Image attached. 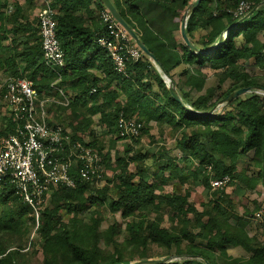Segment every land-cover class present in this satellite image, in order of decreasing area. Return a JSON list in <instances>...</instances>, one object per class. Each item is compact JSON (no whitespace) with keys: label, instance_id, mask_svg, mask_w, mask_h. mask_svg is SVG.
<instances>
[{"label":"trees","instance_id":"trees-1","mask_svg":"<svg viewBox=\"0 0 264 264\" xmlns=\"http://www.w3.org/2000/svg\"><path fill=\"white\" fill-rule=\"evenodd\" d=\"M119 1L120 9L112 3L157 64L145 55L129 61L126 74L117 72L108 52L96 42L105 28L101 0H51L65 54L61 85L70 105L51 109L50 119L100 152L106 174L98 187L72 170L76 186L52 191L38 222L11 185L0 186V264H132L164 259L161 264H264V240L250 233L252 217L261 210L264 216V205L253 201L254 208L244 207L239 214L225 192L237 184L247 193L264 186V101L252 94L220 104L241 88L255 86L252 91L264 92V74L252 75L245 69L253 61L264 71V0H201L189 10L196 0ZM241 1L249 2L250 9L238 15ZM38 7L39 0H0V73L30 80L41 98L53 94L56 76L43 61L38 18L29 16ZM186 12L185 32L198 52L181 33ZM222 34V43L214 49ZM181 66L179 82L184 79L189 88L182 92L173 73ZM206 66L221 71L219 86L205 89ZM227 80L230 86L223 90ZM172 85L180 101L171 93ZM217 90L223 92L218 95ZM193 92L198 94L194 99ZM121 116L141 124L138 136H119ZM152 121L179 134L175 148L181 156H169L164 144L158 155L136 148L143 136L150 135ZM97 124L110 136L107 143L97 139ZM12 131L7 118L0 141ZM119 141H127L122 153ZM244 155L252 156L255 170L250 176L239 165ZM224 176L231 179L228 186L212 190L210 180ZM190 179L204 187L207 202L191 201ZM175 181L182 191L165 192L164 187ZM106 204L125 220V236L118 223L102 228L101 207ZM237 247L246 255L230 254ZM173 249L182 262L169 257Z\"/></svg>","mask_w":264,"mask_h":264},{"label":"built area","instance_id":"built-area-1","mask_svg":"<svg viewBox=\"0 0 264 264\" xmlns=\"http://www.w3.org/2000/svg\"><path fill=\"white\" fill-rule=\"evenodd\" d=\"M39 1L42 57L56 76L51 83L53 94L40 98L33 83L25 78L5 76L0 81V102L13 125V131L0 141V186L11 185L18 200L32 209L37 222L52 191L76 186L72 170L81 180L96 185L103 183L106 174L100 152L74 139L64 124L50 119L51 109L68 107L70 99L61 85L65 54L56 33V11L51 0ZM249 9L250 3L241 1L235 13L242 15ZM100 19L105 28L96 35V42L108 52L116 71L126 74L127 63L143 59L145 54L108 9L100 12ZM95 91L93 88L92 93ZM140 128L135 119L119 118L121 137H136ZM230 181L229 176L212 178L210 186L220 190Z\"/></svg>","mask_w":264,"mask_h":264},{"label":"rangeland","instance_id":"rangeland-1","mask_svg":"<svg viewBox=\"0 0 264 264\" xmlns=\"http://www.w3.org/2000/svg\"><path fill=\"white\" fill-rule=\"evenodd\" d=\"M20 1L23 2V0H20ZM112 1L120 9V1L119 0H112ZM38 9H39V7L34 11H31V12L29 11L30 18L37 17ZM130 20H131V24L133 25L134 24L133 20L132 19H130ZM136 21L137 20H135V22ZM262 38L264 39V35H262ZM183 68L184 67L181 66V67H179L173 71L175 81L179 82V75H181ZM155 69L160 74L159 67L155 66ZM245 69L247 70V72H249L252 75L264 74V71L257 68L254 65L253 61H251L245 67ZM202 70H203V75L207 78L205 89L208 87L219 86V79H220L219 74L221 71H214V70L210 69L208 66L203 67ZM4 79H5V75L0 73V81L3 82ZM183 81H184V79H182L181 83L179 82V87H180L181 92H182V90H188L189 89L188 87L184 86ZM165 82L168 83L169 81L167 79H165ZM229 86H230L229 80L225 81L222 84L223 90H226ZM155 91H157V86H155ZM222 92H223L222 90H217L218 95H220ZM252 94L260 96L262 98V100L264 101V92H262V91L249 90L240 96H249ZM197 95L198 94L196 92H193L191 97L194 99ZM6 116H8L7 112H6ZM96 121H97V118H96ZM0 122H1V116H0ZM150 126H151L150 135L143 136L140 143L138 145H136V148H142L143 151L151 150L150 155H152V153H155L156 155H158L159 154L158 153L159 147L164 144L167 148H169V153H168L169 156H181V153L179 152V150H177L175 148L176 140H177V138H179L178 133H175L172 130V128L170 126H168L167 124H164L160 128V127L156 126L155 122L152 121L150 123ZM95 131H96V137H97V139H99V141L107 143L108 140H110V136L105 132V130L99 124L95 125ZM126 143H127V141H121V142L119 141L116 144L119 152L122 153L124 151ZM112 152L114 153V151H112ZM251 157H252L251 155L242 156V158L240 160V164H239L240 168L244 170V173L247 176L252 175L253 171L255 170L253 168L254 164L252 163ZM146 163L150 166H153V162L151 160H147ZM107 175L108 176L111 175L110 171L109 172L107 171ZM103 183H104V181H103ZM103 183L102 184L99 183L97 186L101 187L103 185ZM187 183L189 184V186L192 183L194 184L193 187H191L192 188L191 201H195L197 203L208 201L209 196L206 193L204 187L200 184V182L195 183L192 181V179H190ZM185 188H186V186H185ZM164 189H165V192H172L174 190L182 191L181 184L178 181H175L174 184L166 186ZM225 192L227 193L229 198L232 199V201L236 207V212L239 214H242L245 211L244 207H248L249 210L254 208L253 201H256V202L264 205V186L262 184H260L257 187V189L252 193H249V192L244 193L243 192V194H241V192H239L238 189H233L232 187H227ZM101 211H102L103 216L105 218V220L102 223V228L104 229L109 224H112L114 222L118 223L121 227V229H120L121 233L123 234V236H125V234H126V232H124L125 220L120 216V214L117 213V214L113 215L111 213L109 204H106L103 207H101ZM252 219H253V223H252V227L250 229L251 235L259 234V238L264 240V227L262 226V222L264 220L263 211L261 210V211L254 213ZM166 224L169 225L167 222H166ZM32 236L35 237V234H32ZM123 236L121 237V239L123 238ZM230 254H232L235 257H240V256L246 255L245 251L240 247L231 249ZM169 257H171V258L174 257V259L179 260V262H182L184 260L183 257H181V258L175 257L174 249L171 251V255ZM37 258H38V260L41 259V257H37Z\"/></svg>","mask_w":264,"mask_h":264},{"label":"water","instance_id":"water-1","mask_svg":"<svg viewBox=\"0 0 264 264\" xmlns=\"http://www.w3.org/2000/svg\"><path fill=\"white\" fill-rule=\"evenodd\" d=\"M101 2L103 3V5L106 7V9H108L112 15L115 17V19L124 27V29L129 33V35L131 36V38L135 41V43L140 47V49L144 52V54L146 56H148L155 64H157V59L155 58V56L146 48V46L143 44V42L141 41V39L138 37V35L136 34V32L126 23V21L123 19V17L121 16V14L119 13V11L115 8L114 4L112 3L111 0H101ZM201 2V0H196L194 3H192L189 9H194L196 8L199 3ZM256 9V8H255ZM254 9V10H255ZM187 16V12L184 15V20L182 22V26H181V33L182 36L185 40V42L188 44V46L196 51L197 48L189 41V39L187 38L186 32H185V18ZM223 41V34L220 36L219 42L217 43V45L214 47V49H216ZM168 78V77H167ZM165 78V79H167ZM170 83L172 84V81H170ZM256 87H249V88H241L238 89L237 91L231 93L230 95H228L226 98H224L223 100L220 101V104L223 102L229 103L232 100H234L235 98L239 97L240 95L246 93L249 90L255 89ZM171 93L173 94L174 98L177 101H180V97L175 89V87L172 85L170 87ZM184 107L186 109H188L189 111H191L192 113L198 114L195 111H193L190 107L184 105ZM211 113V112H210ZM209 113V114H210ZM167 260H142V261H138L132 264H161L166 262Z\"/></svg>","mask_w":264,"mask_h":264},{"label":"crops","instance_id":"crops-1","mask_svg":"<svg viewBox=\"0 0 264 264\" xmlns=\"http://www.w3.org/2000/svg\"><path fill=\"white\" fill-rule=\"evenodd\" d=\"M6 112L8 113L7 108L3 104H1V102H0V116H1L0 128L2 127L3 122L8 118V116H6ZM232 188L233 189H238L239 192H241V194H243V192L245 193V191L243 189V186H241L240 184H237L236 186H233Z\"/></svg>","mask_w":264,"mask_h":264}]
</instances>
